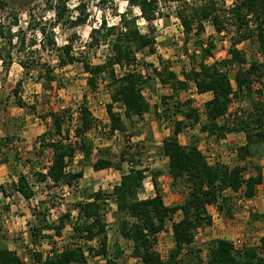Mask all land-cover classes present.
Masks as SVG:
<instances>
[{"label": "trees", "instance_id": "16d2710c", "mask_svg": "<svg viewBox=\"0 0 264 264\" xmlns=\"http://www.w3.org/2000/svg\"><path fill=\"white\" fill-rule=\"evenodd\" d=\"M36 1L0 0V10L11 15V23L7 26L0 24V62L5 72L12 62V45L15 40L18 45L16 54L24 55L18 64L25 75L34 71L37 80L44 81L46 85L56 81L54 67L34 56L36 54L32 48L37 43L34 34H39L42 49L48 46L56 53L58 68L78 62L87 74L86 85L91 91L97 89L100 80L106 83L110 90V103L105 107L108 119L106 127L111 135L126 131L124 119L131 121L133 117L141 118L149 112V104L142 93L149 81L157 79L162 86H169L173 96L160 98L162 110L158 117L171 124V133L162 140L159 153L167 159V175L171 179L172 189L182 193L184 198L181 203L164 204L157 181L160 171L151 173L155 195L146 199L139 198L146 170L136 166L138 148L135 146L129 145L128 150L122 151L118 162L108 158L91 161L93 145L85 137L95 129L96 121L84 103L78 107L73 130L76 145L71 143L69 132L64 131L68 111L50 113L52 133H43L39 137V140H48V143L40 144L35 154L41 157L46 148L50 149L51 154L48 164L32 175L34 182L46 189L77 187L83 172L67 170L74 161L77 149L83 161L91 164L96 172L110 169L121 172L124 163L129 169L120 174L119 182L110 192H82L81 199L56 219L50 220V208L45 205L47 202L39 201L37 206L31 208L32 222L28 227V237L33 249H29L26 255L29 262L9 248L6 235L2 234L0 264H87L88 256L101 257L105 264H119L117 260L123 254L120 248L115 245L113 259L109 258L108 252L106 212L109 202L114 205L119 236L131 244L130 256L141 264H264V235L258 245L246 246L241 251H235L228 240H210L206 245L204 261L202 250L194 245L197 232L212 224L208 207L213 206L219 214L232 219L235 201L253 198L258 186L262 184L258 166L251 165L254 172L249 173L248 158L260 157L256 150L264 144V0H234L226 11L217 9L211 0H199V5L185 4L177 9L176 16L185 39L188 40L190 36L194 38L193 52L195 54L198 51L200 56L197 68L181 71L182 79L169 69L167 63L162 62L161 67L156 68L139 61V54H155L156 42L152 33L144 34L138 29L136 18L122 13L119 15L120 28L108 26L102 19L99 26L91 30L90 42L87 44L89 49H97L103 44L110 48V54L104 62L93 65L86 56L77 57L73 54L71 41L63 47L56 45L53 29L67 13L65 1L46 0L54 14L53 24H48L49 29L39 19H35L33 5ZM98 2L104 4V0ZM126 3L130 8L138 7L141 17L148 24L158 15L157 0H127ZM76 8L78 16L70 22L72 27L84 24L88 18L84 5L78 4ZM21 11H27L29 16L24 31L18 27ZM205 22H210L217 34H234L227 51L228 57L212 64L205 62L212 57L214 49L210 39L205 41L206 44L202 41ZM28 35L31 37L27 38ZM244 42H250L256 47V53L251 59H247L237 47ZM257 54L261 60L257 59ZM139 66L145 69L144 73L138 69ZM231 67H235V71H231ZM117 69L122 74L118 75ZM22 84L23 79L18 80L12 90L13 104L19 108L27 107L19 96ZM190 84L198 95H211L203 104L202 113L192 107L191 100L182 103L176 99L180 92L189 89ZM116 105L122 113L115 111ZM28 108L30 112H35L34 105ZM233 108V113L228 114ZM227 114L232 118H225ZM195 126H199V132L205 133L216 145L226 134H244L245 143L236 148L232 166L219 161L210 164L196 142L188 145L179 142V136L185 129ZM14 139L0 137V146L12 143ZM10 187L8 194L0 186L4 197L17 193L24 201H29L35 196L27 176H19ZM72 212H75L74 216ZM177 214L179 219L171 225L173 247L164 260L154 246L167 221ZM250 216L253 220L264 218L256 214ZM67 227L70 228L66 239L68 243L60 249L55 248V240L64 238ZM93 241L98 242L97 249L89 246ZM43 243L50 246L46 254L37 250Z\"/></svg>", "mask_w": 264, "mask_h": 264}, {"label": "rangeland", "instance_id": "374dc122", "mask_svg": "<svg viewBox=\"0 0 264 264\" xmlns=\"http://www.w3.org/2000/svg\"><path fill=\"white\" fill-rule=\"evenodd\" d=\"M64 1L67 13L59 24H55L53 29L56 45L63 47L71 41L73 54L77 57L86 56L93 65L103 63L110 54V48L107 44H103L97 49H89L87 44L90 42L91 30L98 27L102 19L106 21L108 26L120 28L119 15L125 13L127 17L136 18V26L142 33H152L155 37V54H139L137 56L139 61L156 68H160L162 62L167 63L169 69L176 73L180 79H182V70L188 71L193 67H198L200 56L198 51L195 54L193 52L194 38L190 36L188 40L185 39L180 21L176 16V10L184 7L185 4L199 5V0H157L158 15L151 24L144 21L138 7L130 8L125 0H104L102 5L99 4L98 0ZM211 1L217 9L226 11L232 6L234 0ZM78 4L84 5L88 18L84 24L72 27L70 22L78 16L76 8ZM122 8L123 10H121ZM33 10L35 19H39L49 29L48 24H53L54 14L53 9H49L46 0H37L33 5ZM137 10L139 14H137ZM10 16L8 12L0 10V24L7 26L11 23ZM28 21L27 11H21L18 27L22 31L27 28ZM204 27L205 32L202 41L205 43L207 39H210L214 45L212 57L205 61L206 64H212L228 57L227 51L234 34L232 32L217 34L210 22H205ZM13 29L16 30L14 27ZM29 37L31 35H28L27 38ZM34 37L37 39L36 46L32 48L36 54L34 56L40 57L41 62H47L54 67L55 82L46 85L44 81H38L34 71L25 75L24 70L18 64V60L22 59L24 55L18 56L19 54H16L18 45L15 40L12 45V62L7 72L0 62V109L4 107V111H0V137H15L12 143L8 142L6 145L0 146V186H3L10 194L11 184L22 175L27 176L35 192V196L29 201H24L17 193L4 197L0 192V227L2 228L0 236L6 235V243L9 248L15 250L27 262H29L28 256H26L27 252L29 249H33L29 244L28 237V227L32 222V207L37 206L39 201H46L47 204L45 205L50 208V220L56 219L65 210L71 208L73 203L81 199L82 192L91 193L97 190L110 192L112 187L119 182L120 174L129 169V166L124 163L121 172L113 169L96 172L91 168V164L83 161L82 154L77 149L74 161L69 167L73 171L83 172L77 187L46 189L43 185L34 182L32 175L48 164L51 154L48 148L41 157L35 154L40 144L48 143V140L42 141L39 140V137L43 133H49V135L52 133L50 113L68 111L67 126H65L64 131L69 132L71 143L76 145L77 139L71 135V130L76 125V118L73 115L77 113L79 105L84 103L96 121L95 129L85 137L93 145L91 161H95L97 158H108L118 162L119 154L122 151L128 150L129 145L135 146L138 148L136 166L146 170V179L143 182L139 198L146 199L155 195V188L151 180V173L155 171L161 172L157 181L165 205L181 203L184 198L182 193L172 189L171 179L166 174V159L159 153L162 140L171 133V124L164 118L158 117L162 110L160 98L173 96L171 88L162 86L157 79L153 82L149 81V85L142 92L149 104V112L141 118L133 117L131 121L124 119L126 131L111 135L106 127L108 119L105 107L110 103V90L106 83L100 80L97 89L91 91L86 85L87 74L78 62L64 68H58L56 66L58 61L56 53L51 51L48 46L42 49L39 43V34H34ZM237 47L246 55L247 59H251L252 55L256 53L255 45L250 42H244ZM191 55H194L193 58ZM138 69L141 73L145 72L141 66ZM230 69L235 71L236 68L231 67ZM149 73L151 74V70ZM117 74H122V71L117 69ZM20 79H23V84L19 96L26 103L27 107L25 108H19L13 104L12 90ZM209 98L210 95L208 94L198 95L192 84L189 85L188 90L180 92L176 97L182 103L191 100L192 107L199 113H202L203 104ZM262 98L264 99V96ZM31 105L35 106L34 113L30 112L28 108ZM114 107L116 112L122 113L119 106ZM203 137L200 136L199 126L188 127L180 135L179 142L182 145L196 142L200 150L209 158L210 155L218 152V145H214L212 148L208 144L209 141L205 140L206 137ZM230 141L234 142L231 137ZM256 151L263 155L264 144H261ZM258 158V156L252 157L251 163H257ZM28 161L30 162L28 163ZM248 170L249 173L254 172L251 165ZM108 205L106 221L108 223L109 258L113 259V251L116 245L123 253L121 258L117 260L119 264H140L130 256L131 244L123 240L117 232L114 205L111 202ZM253 205V203L235 204L232 219H228L212 209L211 212L215 216V220L218 221L217 223H220V227L216 225L215 228L209 226L200 229L194 239V245L202 250L203 261L206 259L207 243L223 233L227 234L229 238L237 236L236 238L243 239L248 245L257 243L260 233L264 234V223L255 222L250 216L254 213L250 211V209L255 208ZM245 206L248 208L245 209ZM72 215L74 216L75 212H72ZM173 218L179 219V216L176 215ZM170 221H167L164 230L158 234L154 246V249L164 260L173 247ZM69 232L70 228L67 227L64 230V238L55 240V248L60 249L68 243L66 239H68ZM89 246L97 249L98 242L93 241ZM37 250L46 254L49 252L50 246L43 243ZM87 264H105V261L101 257L88 256Z\"/></svg>", "mask_w": 264, "mask_h": 264}, {"label": "crops", "instance_id": "0c3cea01", "mask_svg": "<svg viewBox=\"0 0 264 264\" xmlns=\"http://www.w3.org/2000/svg\"><path fill=\"white\" fill-rule=\"evenodd\" d=\"M208 95H210L209 93H207ZM207 94H201V95H207ZM211 98V95H210ZM209 98V99H210ZM200 133V132H199ZM200 136H207L205 133H200ZM230 137L234 140L230 141ZM180 138V136H179ZM204 138V137H203ZM206 141H209L208 144L210 145L211 138L206 137L205 139ZM224 142V143H223ZM215 146L218 145V152H216L213 155H210L209 158L206 157V154L200 150L203 155L206 157L207 161L210 164H214L215 162H220L223 163L225 165L228 166H232L233 165V160L235 158V150L238 146L243 145L245 143V136L242 132H238V133H229L226 134V137L222 140H220V142H218V144L216 145V143L212 142ZM199 148V147H198ZM200 149V148H199ZM261 156L258 158L257 163L253 164L251 163V158H248L249 161V166L250 165H255L258 166L261 170V175H262V184L260 186H258L256 194L253 198L250 199H243L240 198L239 200H236L235 203L239 204V203H243V204H254L253 206L255 207L254 209H250V211L254 212L253 214L256 215H263L264 216V154H260ZM166 159V158H165ZM215 159V160H214ZM214 160V161H213ZM213 161V162H212ZM253 173V172H252ZM166 174H167V159H166ZM254 201V202H253ZM248 207L245 206V209H247ZM211 209V210H210ZM212 209L213 211H216V208L213 206L208 207V212L211 215L212 218V228H215V226L217 225L218 227H220V223L218 224L215 220V216L212 214ZM257 212V213H255ZM218 213V212H217ZM256 221H261V223H264V218H261L259 220H254ZM232 235V233H231ZM263 233H260V237L258 238V241L255 245L259 244V239L263 236ZM237 237V236H236ZM236 237H227V234L225 235L224 233L221 236H216L214 237V239H224V240H228V241H232L234 240Z\"/></svg>", "mask_w": 264, "mask_h": 264}, {"label": "built area", "instance_id": "2783aa9c", "mask_svg": "<svg viewBox=\"0 0 264 264\" xmlns=\"http://www.w3.org/2000/svg\"><path fill=\"white\" fill-rule=\"evenodd\" d=\"M257 59H259V60H261V58H260V56L257 54ZM143 92V91H142ZM230 113H233V110H229V112H228V114H230ZM226 115L225 116V118H232V117H229V115ZM73 117L74 118H77V113H75L74 115H73ZM75 127V126H74ZM74 127H73V129L71 130V135L73 136V130H74ZM210 146L213 148V146H214V144L212 143V142H210ZM67 170H69V168H67ZM226 193H228V191L226 192ZM178 216H179V214H177ZM176 216V215H175ZM174 216V217H175ZM178 219L177 218H173L170 222H169V224H170V230H171V225H172V223L173 222H175V221H177ZM196 237V236H195ZM231 244H232V246H233V249L235 250V251H241L244 247H246V246H249L248 244H246L245 243V241L243 240V239H241V238H235L234 240H232L231 241ZM162 258V257H161ZM135 261H137V262H139V260H137V259H134ZM140 263V262H139ZM141 264V263H140Z\"/></svg>", "mask_w": 264, "mask_h": 264}, {"label": "clouds", "instance_id": "9594fccd", "mask_svg": "<svg viewBox=\"0 0 264 264\" xmlns=\"http://www.w3.org/2000/svg\"><path fill=\"white\" fill-rule=\"evenodd\" d=\"M127 2V0H125V3ZM121 10H123V8L121 9ZM137 14H139V11L137 10Z\"/></svg>", "mask_w": 264, "mask_h": 264}]
</instances>
